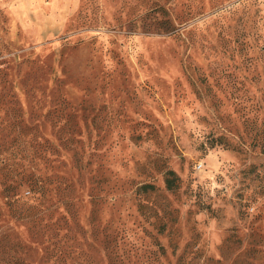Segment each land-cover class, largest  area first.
<instances>
[{"label": "rangeland", "instance_id": "rangeland-1", "mask_svg": "<svg viewBox=\"0 0 264 264\" xmlns=\"http://www.w3.org/2000/svg\"><path fill=\"white\" fill-rule=\"evenodd\" d=\"M258 136L264 0H0V264H264Z\"/></svg>", "mask_w": 264, "mask_h": 264}, {"label": "trees", "instance_id": "trees-1", "mask_svg": "<svg viewBox=\"0 0 264 264\" xmlns=\"http://www.w3.org/2000/svg\"><path fill=\"white\" fill-rule=\"evenodd\" d=\"M260 136H258V138H255V142H254V146L260 148L261 150H263L264 152V139L262 140L261 138H259ZM166 178H165V187L167 190H174V188H176L177 184H176V177L174 176V173L172 171H168L166 174ZM143 191H147V190H153V186L151 185H143L140 188Z\"/></svg>", "mask_w": 264, "mask_h": 264}]
</instances>
